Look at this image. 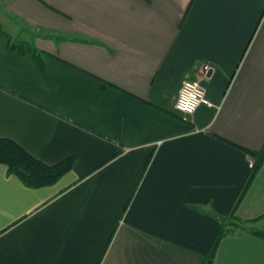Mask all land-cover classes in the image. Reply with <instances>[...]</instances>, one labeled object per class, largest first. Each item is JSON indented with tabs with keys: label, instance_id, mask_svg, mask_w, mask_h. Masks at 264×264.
Here are the masks:
<instances>
[{
	"label": "crops",
	"instance_id": "0c3cea01",
	"mask_svg": "<svg viewBox=\"0 0 264 264\" xmlns=\"http://www.w3.org/2000/svg\"><path fill=\"white\" fill-rule=\"evenodd\" d=\"M0 13V138L47 165L77 156L39 189L0 164V264H205L191 249L229 216L245 231L212 264H264V161L250 179L236 147H264V0H2ZM185 80L212 106L180 114Z\"/></svg>",
	"mask_w": 264,
	"mask_h": 264
},
{
	"label": "trees",
	"instance_id": "16d2710c",
	"mask_svg": "<svg viewBox=\"0 0 264 264\" xmlns=\"http://www.w3.org/2000/svg\"><path fill=\"white\" fill-rule=\"evenodd\" d=\"M11 48L25 53L26 44L24 42L13 43L11 44ZM31 52L35 53L34 58L38 62L39 66L43 67V65H41L42 63H40L41 59L39 54H36V50H32ZM223 141L226 142V140ZM236 147L246 152L254 159V166L250 175L251 179L263 164L264 147L260 151H251L240 146ZM76 160L77 156H72L58 164L47 165L33 156L16 141L10 138H0V164L6 167L8 175L18 177L22 183L29 188L39 189L55 185L62 177L73 170ZM135 191L133 192L128 205H130ZM218 220L221 224V228L213 246L207 251L191 249L204 256L205 264H212L222 239L230 234L244 232L245 228L243 227V224L247 222L241 221L238 216L218 217ZM254 233L264 238V232L255 231Z\"/></svg>",
	"mask_w": 264,
	"mask_h": 264
},
{
	"label": "built area",
	"instance_id": "2783aa9c",
	"mask_svg": "<svg viewBox=\"0 0 264 264\" xmlns=\"http://www.w3.org/2000/svg\"><path fill=\"white\" fill-rule=\"evenodd\" d=\"M203 104L212 106L201 84L194 80H185L178 93L176 110L182 115H192Z\"/></svg>",
	"mask_w": 264,
	"mask_h": 264
},
{
	"label": "rangeland",
	"instance_id": "374dc122",
	"mask_svg": "<svg viewBox=\"0 0 264 264\" xmlns=\"http://www.w3.org/2000/svg\"><path fill=\"white\" fill-rule=\"evenodd\" d=\"M2 2V0H0V3ZM4 17H5V15L2 13H0V21H3L4 20ZM5 25H6V23H5ZM15 25H16V28H17V24L15 23ZM16 28L14 27V25L13 24H11V23H7V25L6 26H4V30H3V32H2V34H6V33H10V34H12V35H15V31L14 30H16ZM15 37H17V36H15ZM24 39H28V36H22ZM14 42H16V40H14ZM255 227H257V226H255ZM258 227H259V225H258ZM264 229V223H262V225L260 226V228H256V229Z\"/></svg>",
	"mask_w": 264,
	"mask_h": 264
}]
</instances>
